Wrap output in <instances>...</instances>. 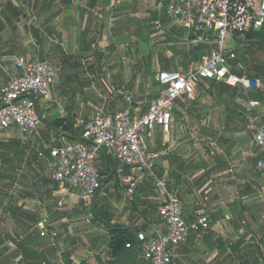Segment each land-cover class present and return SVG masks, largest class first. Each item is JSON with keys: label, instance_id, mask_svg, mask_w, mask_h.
Wrapping results in <instances>:
<instances>
[{"label": "crops", "instance_id": "0c3cea01", "mask_svg": "<svg viewBox=\"0 0 264 264\" xmlns=\"http://www.w3.org/2000/svg\"><path fill=\"white\" fill-rule=\"evenodd\" d=\"M155 6L154 0H0V97L2 85L21 74L16 66L20 57L58 59L68 80L63 83L59 77L52 86V101L38 102L35 134L13 129L0 137V191L5 185L10 189L0 196V249H8L1 264H66L65 255L70 264H109L114 259L112 229L153 237L166 231L158 215L165 197L153 180L145 178L129 194L116 174L118 164L106 154L97 161L103 185L91 224L76 197L67 205L71 211L56 206L53 179V187L42 192V202L29 198L21 181L29 179L28 172L40 178L51 175L50 149L72 142L74 132L64 128L72 122L73 130L80 132L77 120L90 117L85 118L84 110L106 108L108 115H115L126 107L125 97L133 95L145 112L160 94L157 80L156 85L151 81L155 65L148 67L145 90H136L139 77L131 64L155 61L154 51L170 37L185 45V33L166 7ZM158 22L163 31L156 29ZM176 48L167 58L182 63L172 68L166 59L157 74L186 67ZM237 83L243 91L236 89ZM261 88L257 78L203 81L195 94L178 100L169 134L156 127L143 138L145 147L161 154L156 174L182 206L184 221L192 222L200 213L210 218L208 231L174 249L175 264H264V249L257 240L264 239V175L255 171L264 152L245 118L249 101L255 100L260 106L254 111L264 122ZM94 93L101 98L97 105L90 97ZM142 94L148 98L139 99ZM44 182L40 184L45 187ZM14 190L18 193L11 202L7 195ZM97 215L103 223L95 222ZM79 222L97 226L84 237ZM136 248L140 264L143 257Z\"/></svg>", "mask_w": 264, "mask_h": 264}, {"label": "built area", "instance_id": "2783aa9c", "mask_svg": "<svg viewBox=\"0 0 264 264\" xmlns=\"http://www.w3.org/2000/svg\"><path fill=\"white\" fill-rule=\"evenodd\" d=\"M154 1L157 9L166 7L170 18L181 24L185 45L203 44L210 50L203 59L189 63L184 69L159 72L160 94L149 101L145 112L137 106L134 96L128 95L126 107L115 115L99 110L86 120H77L81 139L51 148L49 168L57 185L56 206L63 209L76 197L88 213L87 224H91L95 201L102 190L103 178L97 161L103 155L118 164L116 174L129 194L145 178H151L165 197L158 215L166 231L157 237L138 233V248L146 264H175L174 249L192 235L208 231L210 218L198 214L192 222L184 221L182 206L165 179L156 174L161 154L145 147L143 138L156 127L169 134L178 100L195 94L203 81L221 82L236 77L232 70L236 65L240 70L243 67L236 64L237 50L229 48V44L249 43V36L264 27V0ZM156 29L163 31L161 22ZM16 66L21 74L1 87L0 137L13 129L27 136L37 132L38 102L52 101V86L60 75L49 61L37 56L20 57ZM259 106L258 101H249L245 118L256 145L264 152V122L254 111ZM255 171L264 175V158L257 162ZM126 248H131V243Z\"/></svg>", "mask_w": 264, "mask_h": 264}, {"label": "rangeland", "instance_id": "374dc122", "mask_svg": "<svg viewBox=\"0 0 264 264\" xmlns=\"http://www.w3.org/2000/svg\"><path fill=\"white\" fill-rule=\"evenodd\" d=\"M170 38L165 43L166 45H164L161 48L159 47V48H157L156 51H154L153 59H155V61H152V60H151V62H147L145 60L143 62L135 61L134 63L131 64V69L134 71L136 76L139 77L137 79H139V81H140V82L139 81L136 82V84H135V89L136 90L137 89L139 90V89H142V88L145 90L146 84H148V67L150 69V67L152 65L153 66L155 65L154 68H153V74H151L153 76L151 78V81H152V83H155V85H156V83H157L156 80H157V77H158L157 70H159V68H161L162 63H164V61L166 59L168 60V62L170 63L172 68L175 67V65L177 63H178V65L182 63L181 60L179 61V59H175L174 57L167 58V54H169V53L175 54V52H176L175 49L177 50V48H176L177 45H178V49H181L180 51L182 53L190 52V51H192L194 49V47L187 46V45H182L179 40L171 41L172 38L171 39ZM252 40L253 41H251L249 43L242 44V45H239V46H238V44H231L230 43L229 44V48L237 50V59L236 60L238 61L237 64H241L242 67H243V69H241L242 74L244 75L243 78H245L246 80L252 79V78H257V79H260L262 81L263 88H261L258 91V94H260V93L263 94L264 93V33L262 35L254 37ZM173 42L174 43H178V44L176 46H173V45H171V44H173ZM48 60L50 61V63L54 67L58 68L59 73H60V76H59L60 79L62 77L63 83H66L68 81L67 78L64 76L66 71H63V69L60 68L61 66H60L59 60L58 59H54V60L48 59ZM185 63H186V59L184 58V64ZM69 72L71 73L73 71H69ZM142 76H143V78L141 79ZM99 79H96L97 80L96 83L98 82ZM84 80L85 81H88V80L92 81L89 78H84ZM71 82H72V80H71ZM72 83H74V82H72ZM101 84H102V82L100 83V85ZM253 85H254V82H250L249 83V86H253ZM241 87H242L241 84L237 83L236 89L242 90ZM100 89H102V88H100ZM142 95L143 96L139 97V99H144V98L147 97L146 94H142ZM102 96H107V95L104 94ZM256 96H257V93H256ZM90 97L96 103V105H97V103L100 102L101 98L99 97V94L94 93V94H91ZM104 101H106V100H104ZM106 106L108 107L109 105H106ZM97 110H99V109L90 108L89 110H84L83 114H84L85 118H87V117L93 115L94 113H96ZM103 110H105L107 112L108 109L105 108ZM30 173L31 172H28V174H27L28 175L27 178H29V179H26L25 181H24V179H21V181L23 180L22 181V185L24 186L23 189H25L24 190L25 194H27L29 196V198L34 197L38 201H40L41 198H42V192L45 191L49 187H53L52 182H51L52 177H51L50 173L43 174L44 178L36 177L35 175L33 176ZM43 179L48 181L47 183L44 182L45 183V187L41 186V184H40V183L43 184ZM5 187H6V185H5ZM5 187H3L2 190L0 191V196L5 195V194H7V192H9L10 189L7 190V189H5ZM119 187H121V186H119ZM17 193H18V191L14 190L12 192V194H8L7 195L8 197H10L11 202H12V200L16 199ZM111 198H112L111 199L112 201L116 200L113 197H111ZM0 199H3V198L0 197ZM41 202H42V200H41ZM68 208H69V206H66V208H64L62 210V212L63 211H65V212L71 211ZM200 214H205V213H200ZM3 223L5 224V222H3ZM79 223H81V222H79ZM81 224H82L81 227L83 228V232L82 233H84V232L87 233V234L84 235V237L91 236L92 234H90L88 232L89 231H94L96 229V226H97L96 224H94L95 225V226L93 225L94 227H89V226L85 227L83 225V223H81ZM79 226H80V224H79ZM258 231H259V229H258ZM257 240H258V242H260V244L262 245V248L264 249V239L257 238Z\"/></svg>", "mask_w": 264, "mask_h": 264}, {"label": "trees", "instance_id": "16d2710c", "mask_svg": "<svg viewBox=\"0 0 264 264\" xmlns=\"http://www.w3.org/2000/svg\"><path fill=\"white\" fill-rule=\"evenodd\" d=\"M263 33H264V27L259 32L251 34L249 36V39L253 41L252 39L254 37L262 35ZM209 50H210V47L202 44V45H198L190 52H184L183 56L186 59L185 66H187L191 62H195V61H199L203 59ZM237 63L238 61H236V64ZM232 74L240 79L244 77V75L242 74V71L237 68V65L232 70ZM64 130H71L74 132V135L70 136V139L72 138V141H77L81 139L82 130L80 132L73 130L72 122H69L65 126ZM107 158L110 161H112L109 156H107ZM94 220L96 223H103L102 218L99 215H97V217H95ZM137 234L138 232L135 230L132 231V230L117 228V227L112 229L113 238L110 244V249H112L113 251L112 257L114 259L110 261L109 264H138V257H137L138 255L136 251L137 249L136 247L138 246V241L136 239ZM127 243H131V248H126ZM0 246H1V241H0ZM238 249L239 248L237 249L234 248V252L237 251ZM7 250L8 249H0V264ZM63 257H64L65 263L70 264L69 263L70 256L65 255ZM41 258H44V256Z\"/></svg>", "mask_w": 264, "mask_h": 264}, {"label": "water", "instance_id": "95a60500", "mask_svg": "<svg viewBox=\"0 0 264 264\" xmlns=\"http://www.w3.org/2000/svg\"><path fill=\"white\" fill-rule=\"evenodd\" d=\"M140 264H146V261H145V259L144 258H142V260H141V263Z\"/></svg>", "mask_w": 264, "mask_h": 264}]
</instances>
